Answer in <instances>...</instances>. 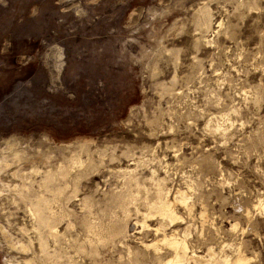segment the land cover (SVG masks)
<instances>
[{
	"label": "clouds",
	"instance_id": "obj_1",
	"mask_svg": "<svg viewBox=\"0 0 264 264\" xmlns=\"http://www.w3.org/2000/svg\"><path fill=\"white\" fill-rule=\"evenodd\" d=\"M53 2L18 69L101 103L0 115V264H264V0Z\"/></svg>",
	"mask_w": 264,
	"mask_h": 264
},
{
	"label": "rangeland",
	"instance_id": "obj_2",
	"mask_svg": "<svg viewBox=\"0 0 264 264\" xmlns=\"http://www.w3.org/2000/svg\"><path fill=\"white\" fill-rule=\"evenodd\" d=\"M34 4L41 9V15L36 18L29 16V10ZM6 5L0 3V64L6 62L8 65L0 67V115L7 116L15 109H19L21 113L42 114L45 108L89 107L101 103L96 95L99 91L96 88V79L103 78L99 68L95 72H85L75 83L70 82L67 71L65 72L64 82L68 89L75 93V100H68L63 93L52 94L46 90L50 74L46 75L38 62L35 66L30 65L28 69H18L17 54L29 48H36V44H30V40L35 41L38 37L52 35L51 30L55 28L52 23L55 19L53 14L58 13L61 6L55 5L53 0H6ZM68 19L72 20L71 14ZM83 34L84 30L79 35ZM76 40L79 41L80 37L77 36ZM58 55L57 49H49L43 57L45 67H49V61L55 62ZM107 88L106 82L105 90ZM45 100L47 104L44 103ZM35 123L37 122L25 120L23 116L17 118L19 126L34 127ZM75 127L80 132L87 131V127L79 121ZM71 130L57 129L61 135H67Z\"/></svg>",
	"mask_w": 264,
	"mask_h": 264
}]
</instances>
